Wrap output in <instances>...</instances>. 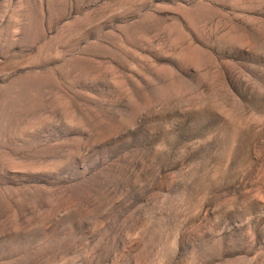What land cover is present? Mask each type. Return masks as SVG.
<instances>
[{"label":"rangeland","instance_id":"obj_1","mask_svg":"<svg viewBox=\"0 0 264 264\" xmlns=\"http://www.w3.org/2000/svg\"><path fill=\"white\" fill-rule=\"evenodd\" d=\"M0 264H264V0H0Z\"/></svg>","mask_w":264,"mask_h":264}]
</instances>
